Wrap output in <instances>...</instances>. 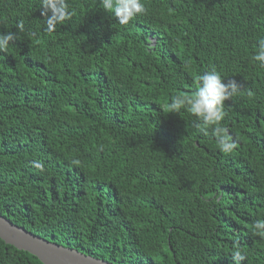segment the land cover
I'll use <instances>...</instances> for the list:
<instances>
[{
  "label": "trees",
  "instance_id": "16d2710c",
  "mask_svg": "<svg viewBox=\"0 0 264 264\" xmlns=\"http://www.w3.org/2000/svg\"><path fill=\"white\" fill-rule=\"evenodd\" d=\"M121 26L99 0H69L47 31L39 0H0V214L117 264H264V0H142ZM215 69L236 141L221 153L185 110ZM251 93V95H249ZM39 163L43 170L35 167ZM0 264H43L0 238Z\"/></svg>",
  "mask_w": 264,
  "mask_h": 264
},
{
  "label": "clouds",
  "instance_id": "9594fccd",
  "mask_svg": "<svg viewBox=\"0 0 264 264\" xmlns=\"http://www.w3.org/2000/svg\"><path fill=\"white\" fill-rule=\"evenodd\" d=\"M41 15L45 17L47 31L52 32L56 26L71 19L73 12L69 5V0H39ZM101 9L114 17L121 26H126L137 16L147 12V8L142 0H99ZM17 38V34L9 31L0 33V53H6L10 41ZM252 59L264 68V36L258 38L256 42L255 54ZM196 89L192 95L176 94L170 101L162 106V110L167 113H180L185 110L194 116L198 133L215 139L221 153L230 154L236 149V141L229 129L222 124L227 113L224 110L225 101L238 95L242 89L241 84L235 80L227 83L215 70L204 72L195 78ZM251 95V93H249ZM35 167L43 170L39 163ZM252 233L264 238V219H257L253 222ZM232 259L235 264H241L246 259V255L239 248H234Z\"/></svg>",
  "mask_w": 264,
  "mask_h": 264
},
{
  "label": "water",
  "instance_id": "95a60500",
  "mask_svg": "<svg viewBox=\"0 0 264 264\" xmlns=\"http://www.w3.org/2000/svg\"><path fill=\"white\" fill-rule=\"evenodd\" d=\"M0 238L36 256L43 264H117L49 241L16 225L0 214Z\"/></svg>",
  "mask_w": 264,
  "mask_h": 264
}]
</instances>
